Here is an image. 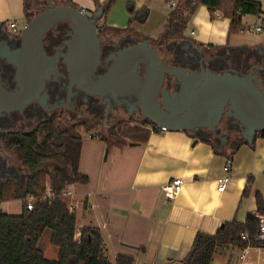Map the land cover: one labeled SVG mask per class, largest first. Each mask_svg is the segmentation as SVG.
I'll return each mask as SVG.
<instances>
[{
	"label": "crops",
	"instance_id": "crops-1",
	"mask_svg": "<svg viewBox=\"0 0 264 264\" xmlns=\"http://www.w3.org/2000/svg\"><path fill=\"white\" fill-rule=\"evenodd\" d=\"M63 1L36 0L42 5ZM104 1L68 0L90 15ZM255 1L260 3V14L244 15L241 22L264 25V0ZM24 3L0 0L3 35L16 34L8 26L10 21L17 22V33L25 27ZM169 10L166 0H116L97 23L107 33L115 31L137 42L148 40L159 55L173 61L172 48L161 50ZM229 22L199 5L181 46L205 52V67L214 72L228 68L247 72L252 66H264V42L256 35L240 40L239 34H229ZM128 123L131 139L82 135L78 170L88 180L66 187L69 209L75 214L76 240L82 228H90L102 235L109 261L121 254L134 258L133 264H181L198 231L213 234L225 221L264 216L257 211V197L264 206L263 136L239 144L230 155L227 150H214L210 142L188 130ZM228 159L231 167L225 173ZM224 176L229 180L218 191ZM173 178H181L182 184L170 198L162 186ZM242 251L243 246L236 244L220 246L210 264H264V247L250 246L243 258Z\"/></svg>",
	"mask_w": 264,
	"mask_h": 264
},
{
	"label": "trees",
	"instance_id": "trees-1",
	"mask_svg": "<svg viewBox=\"0 0 264 264\" xmlns=\"http://www.w3.org/2000/svg\"><path fill=\"white\" fill-rule=\"evenodd\" d=\"M167 3L171 0H166ZM175 5L170 7L165 23L164 46L161 50L181 47L182 41L187 39L188 24L199 5L208 8L211 14L229 19L228 33L242 31L241 18L247 14H260V3L255 0H174ZM64 0L61 4H67ZM116 0H105L100 4L101 17L105 18ZM44 5L36 0H25L24 11L29 20ZM73 6V5H71ZM74 7V6H73ZM100 28V36H119L115 31L107 33ZM20 36V34L18 35ZM165 49V50H164ZM173 53L172 64H181L186 56L180 49V56ZM158 52V51H157ZM159 53V52H158ZM160 53H162L160 51ZM203 55L205 52L201 51ZM161 56V55H160ZM163 59L165 57L161 56ZM182 59V60H181ZM185 59V58H184ZM137 121L126 119V122ZM142 124H152L147 120L138 121ZM88 128V127H86ZM111 134L115 128L108 130ZM42 133L41 139L38 134ZM264 137V132L259 134ZM117 136V135H116ZM210 142L214 150L228 151V154L241 143L221 144L214 138L200 136ZM82 137L72 129H59L52 122H43L33 134H9L4 138L6 147H15L21 164L28 170L22 180L13 177L0 178V202L20 200L21 212L17 215L5 214L0 211V264H133L134 258L125 255H116L109 261L104 252L102 235L93 229L82 228L78 240L75 239V214L69 209V200L63 192L70 184L85 183L88 178L78 170ZM46 163L53 164L52 170L45 167ZM49 184L46 185V178ZM245 191V190H244ZM28 196L34 197L33 206L26 209ZM45 196V200L42 198ZM257 211L264 213V206L257 197ZM260 220L250 217L245 221L236 219L225 221L213 233L198 231L187 254L180 260L181 264H210L216 249L228 244L239 246L258 245L264 247V241H254L259 231ZM50 232L49 242L57 249L55 259L45 258L38 248V241L43 231ZM247 233L249 240L244 241L241 235Z\"/></svg>",
	"mask_w": 264,
	"mask_h": 264
},
{
	"label": "water",
	"instance_id": "water-1",
	"mask_svg": "<svg viewBox=\"0 0 264 264\" xmlns=\"http://www.w3.org/2000/svg\"><path fill=\"white\" fill-rule=\"evenodd\" d=\"M100 14L101 7L89 16L69 2H49L30 18L20 33L19 49L12 55L19 60L18 87L8 91L0 83V109L9 111L32 101L42 102L40 93L55 68V58L45 53L42 38L55 24L68 22L71 39L65 55L67 73L70 84L85 93L99 97L113 94L130 85L136 69L143 65L139 103L144 117L154 126L162 130L206 127L214 132L224 114L245 127L247 142L264 132V79L254 73L256 66L247 72L231 68L214 72L201 58L198 69L168 67L149 41L142 40L118 50L104 74L93 77L100 65L101 39L96 23ZM263 69L262 65L258 71ZM165 75L173 79L178 90L170 93L164 89Z\"/></svg>",
	"mask_w": 264,
	"mask_h": 264
},
{
	"label": "flooded vegetation",
	"instance_id": "flooded-vegetation-1",
	"mask_svg": "<svg viewBox=\"0 0 264 264\" xmlns=\"http://www.w3.org/2000/svg\"><path fill=\"white\" fill-rule=\"evenodd\" d=\"M97 32L101 43L100 65L93 75L95 78L104 74L118 50L129 44L137 43V41L130 39L126 35H119L118 37L110 35L102 38L99 35L100 28L98 23ZM19 34L16 33L12 36L3 35L0 31V83L8 91L17 88L19 82V60L16 56H12L18 51L20 46ZM70 39L71 26L68 22L55 24L42 38L45 53L55 58L54 72L50 75L44 89L40 93L42 102L32 101L15 110L0 109V173L11 170L17 172L18 170V166H15V164H12L10 168H4L7 163L6 159L10 157L5 151L7 147L4 143V138L9 134H33L43 122L50 121L56 127L59 124H64L65 127L63 129H72L78 133V127L91 129L99 127L109 130L126 123V119L149 121L144 117L139 103V90L144 66H138L130 85L113 94H107L103 97L87 94L75 85H71L69 81L65 55ZM172 48H174L177 58H182L180 49L185 52L186 56L183 57L181 64L175 63L174 65L172 61L162 58L168 67L182 65L190 69H198L199 60L202 58L204 64L207 59L203 56L201 50L197 48H185L183 46ZM256 74L262 75V79H264V69L263 71L257 70ZM163 87L168 89L170 93L179 88V86L173 84V79L168 75H165ZM262 88L264 91V81L262 82ZM161 99L162 97L159 98V101ZM189 131L196 136L214 138L221 144L237 142L243 139L246 133L245 127L236 119L224 114L216 125L214 132L209 131L206 127H195L189 129ZM41 135L42 133L38 134L39 139H41ZM13 148L17 151L15 147ZM1 164H4V166H1Z\"/></svg>",
	"mask_w": 264,
	"mask_h": 264
},
{
	"label": "rangeland",
	"instance_id": "rangeland-1",
	"mask_svg": "<svg viewBox=\"0 0 264 264\" xmlns=\"http://www.w3.org/2000/svg\"><path fill=\"white\" fill-rule=\"evenodd\" d=\"M73 6H77L74 4V2H72ZM140 10V9H139ZM84 12L86 14H91L88 10H84ZM141 14V12L139 13ZM134 21H137L136 19H134ZM249 24V23H248ZM188 32V30L186 31V33ZM237 34L240 35L239 39L240 40H246V37H253L254 35L257 36V38L261 41L264 42V32L263 31H255L253 29V27L249 30H243L238 32ZM251 35V36H249ZM253 35V36H252ZM127 118V117H126ZM128 122L123 123L121 126H117L116 132L113 133V135H110L111 133L108 130L105 129H101L99 127L95 128V129H91V128H84V127H78L77 128V132L81 135H85V134H93L95 135V137L97 139H101L102 137H108V138H114L117 140H122V139H131V137H129L128 133ZM57 127L59 129H62L64 126V124H59L57 125ZM117 135V136H116ZM7 154L10 155V157H8L6 160V164L4 166V164H1V166H4V168H10L12 166V164H15V166H18V170L17 172L14 171H8V172H2L0 173V178H5V177H13L16 178L20 181H22L28 174V170L21 164L20 160H19V156L17 151L13 148V147H7L5 148ZM7 166V167H6ZM45 167L48 168L49 170H52L53 168V164L51 163H46ZM13 174V175H12ZM15 175V176H14ZM49 184V178H46V185L48 186ZM21 208H22V202L20 200H10V201H4V202H0V211L2 213L5 214H10V215H17L21 212ZM49 230L46 229L45 233H43L38 241V248L43 252L45 258L47 259H55L56 258V253H57V249L56 247H54L52 244H50L49 242Z\"/></svg>",
	"mask_w": 264,
	"mask_h": 264
},
{
	"label": "built area",
	"instance_id": "built-area-1",
	"mask_svg": "<svg viewBox=\"0 0 264 264\" xmlns=\"http://www.w3.org/2000/svg\"><path fill=\"white\" fill-rule=\"evenodd\" d=\"M174 5H175L174 0H171L167 3V6L169 8L173 7ZM8 26L10 27V29L12 30L13 33H17V22L16 21H10L8 23ZM252 27L255 31H260V32L263 31L264 32V25L263 24H257V25L253 26V25L248 24V23H242V31L243 30H249ZM191 32L193 33V31H191ZM230 167H231V161H230V159H228V160H226V163L223 167L224 172L227 173L229 171ZM228 180H229L228 176H224L223 178L219 179L217 190L222 191L225 188V184ZM181 184H182L181 178H173L162 186V190L167 197L173 198L180 191ZM69 194L70 193L67 190H65L63 192V196H65V197L69 196ZM42 199L45 200V196ZM33 202H34V197L28 196L27 201H26V209L30 210L33 206ZM259 220H260L259 231H258L257 235L253 238L254 241H264V216L261 217ZM241 239L244 241L249 240L247 233H243L241 235ZM250 246H252V245L248 244V245L243 246L242 258L244 257V255L246 254V252Z\"/></svg>",
	"mask_w": 264,
	"mask_h": 264
}]
</instances>
